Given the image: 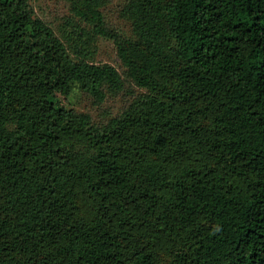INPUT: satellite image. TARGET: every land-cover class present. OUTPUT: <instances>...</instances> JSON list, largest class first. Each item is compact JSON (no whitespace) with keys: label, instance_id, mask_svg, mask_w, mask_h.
Segmentation results:
<instances>
[{"label":"trees","instance_id":"16d2710c","mask_svg":"<svg viewBox=\"0 0 264 264\" xmlns=\"http://www.w3.org/2000/svg\"><path fill=\"white\" fill-rule=\"evenodd\" d=\"M64 1L125 76L0 0V264H264V0H129V37ZM127 81L106 123L61 101Z\"/></svg>","mask_w":264,"mask_h":264},{"label":"rangeland","instance_id":"374dc122","mask_svg":"<svg viewBox=\"0 0 264 264\" xmlns=\"http://www.w3.org/2000/svg\"><path fill=\"white\" fill-rule=\"evenodd\" d=\"M128 2L129 0H111L103 10L107 26L127 37L132 35L131 24L123 16ZM30 7L35 16L47 23L71 50L77 49L78 52L86 53L97 65H111L125 76L126 70L118 56L114 41L85 34L80 28L73 27L76 18L67 2L64 0H30ZM85 30L90 32L86 26ZM140 93H143V90L127 81L124 90L114 94L106 89L104 100H100L75 86L71 94L62 98L61 101L64 106L88 114L95 123L101 124L120 116Z\"/></svg>","mask_w":264,"mask_h":264}]
</instances>
